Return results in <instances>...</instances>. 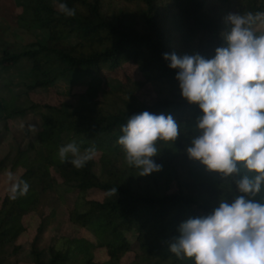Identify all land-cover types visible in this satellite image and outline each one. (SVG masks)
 <instances>
[{"label":"trees","instance_id":"trees-1","mask_svg":"<svg viewBox=\"0 0 264 264\" xmlns=\"http://www.w3.org/2000/svg\"><path fill=\"white\" fill-rule=\"evenodd\" d=\"M61 3L75 9V15L61 13ZM19 5V27L49 32L45 41L29 43L16 52L5 50L0 57L4 67L23 58L31 62V84L25 93L50 88L58 79L74 83L86 75L100 76L105 70L119 74L122 82L117 87H99L94 107L75 110L36 101L16 106L0 99V121L29 112L40 114L43 121L37 140L19 150L11 162L12 172L20 171L15 185L23 181L29 188L26 195L17 192L15 198L11 189L1 199L0 251L26 232L23 219L37 209L40 199L34 185L38 180L43 191L59 196L78 191L69 220L92 231L98 244L84 237L69 238L65 249L52 247L45 260L35 239L33 264H121L130 252L135 256L127 264H195L194 258L170 251L181 224L210 214L222 200L233 202L242 194L236 181L245 175L254 178L256 173L237 162L239 174L225 176L190 157L187 149L202 134L198 128L202 113L198 104L183 97L179 69L169 66L164 53L214 58L217 47L227 46L231 24L226 17L249 12L260 16L264 0H22ZM130 62L141 77L123 70ZM146 84L155 95L152 103L138 96ZM143 111L171 115L179 133L173 142H156L158 151L152 159L160 167L147 175L126 163L117 143L121 126ZM73 141L82 153L95 147L98 160L94 157L80 169L62 163L59 148ZM4 165L0 160V168ZM93 192L102 198H92ZM199 196H208L209 201L200 202ZM249 198L264 203V184ZM97 247L106 249L108 261L94 259L92 250Z\"/></svg>","mask_w":264,"mask_h":264},{"label":"clouds","instance_id":"clouds-1","mask_svg":"<svg viewBox=\"0 0 264 264\" xmlns=\"http://www.w3.org/2000/svg\"><path fill=\"white\" fill-rule=\"evenodd\" d=\"M59 11L75 15L66 3L59 5ZM258 18L251 12L229 14L227 46L217 47L214 58L164 53L169 66L179 69L183 97L201 109L198 128L202 134L187 149L190 157L225 176L239 174L237 162L256 173L254 178L245 175L236 181L242 194L233 202L222 200L210 214L181 224V234L170 251L177 257L194 258L195 264H264V203L249 198L264 184V34L256 35L251 27ZM121 131L117 143L126 163L140 168L142 175L159 170L152 159L158 151L156 142H173L179 134L171 115L149 111L132 115ZM95 154V147L82 153L75 141L58 152L62 163L77 169ZM28 188L23 181L14 185L13 198L17 192L26 195Z\"/></svg>","mask_w":264,"mask_h":264},{"label":"rangeland","instance_id":"rangeland-1","mask_svg":"<svg viewBox=\"0 0 264 264\" xmlns=\"http://www.w3.org/2000/svg\"><path fill=\"white\" fill-rule=\"evenodd\" d=\"M21 2L22 0H0V57L5 50L20 51L23 46L35 41H45L49 36L45 29H25L18 26L17 16L21 11L19 5ZM252 30L254 33L264 34V13L259 16ZM123 70L134 78L141 77L137 66L132 62L124 64ZM31 77L32 64L26 58L8 67L0 64V99L9 100L16 106H25L30 101H36L55 105L65 104L69 109L75 110L83 106L94 107L99 87H117L122 82L119 74L105 70L100 76L86 75L74 83L58 79L50 88H37L25 93L31 84ZM138 96L147 103L155 101L150 84H146L138 92ZM42 123L41 115L31 112L16 116L7 122L0 121V160L5 162L0 168V203L20 175V171L12 172V160L19 150L27 148L31 142L37 140ZM99 155L95 154L97 160ZM96 172L98 174L101 172L100 164L97 165ZM53 174L58 176L55 170ZM34 185L40 192L38 207L23 219L27 227L26 232L0 251V264H33L32 247L35 239L45 260L50 258L52 247L65 249L69 245L67 242L69 238L84 237L98 244V239L92 231L77 228L69 220V210L75 206L78 191L59 196L51 190L43 191L38 180L34 181ZM91 197L101 199L102 194L93 192ZM198 200L207 202L209 197L199 196ZM130 238L134 242L132 235ZM16 246H19L18 250L15 249ZM92 253L96 261L109 260L105 248H94ZM134 256L135 252H130L120 263L127 264ZM76 264H80V261Z\"/></svg>","mask_w":264,"mask_h":264}]
</instances>
